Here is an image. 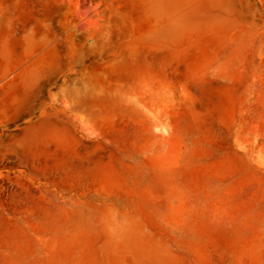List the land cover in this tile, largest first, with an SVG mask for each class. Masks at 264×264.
I'll list each match as a JSON object with an SVG mask.
<instances>
[{
    "label": "rangeland",
    "instance_id": "374dc122",
    "mask_svg": "<svg viewBox=\"0 0 264 264\" xmlns=\"http://www.w3.org/2000/svg\"><path fill=\"white\" fill-rule=\"evenodd\" d=\"M0 264H264V0H0Z\"/></svg>",
    "mask_w": 264,
    "mask_h": 264
},
{
    "label": "crops",
    "instance_id": "0c3cea01",
    "mask_svg": "<svg viewBox=\"0 0 264 264\" xmlns=\"http://www.w3.org/2000/svg\"><path fill=\"white\" fill-rule=\"evenodd\" d=\"M30 96H31V93L25 94V97H30Z\"/></svg>",
    "mask_w": 264,
    "mask_h": 264
},
{
    "label": "bare ground",
    "instance_id": "6f19581e",
    "mask_svg": "<svg viewBox=\"0 0 264 264\" xmlns=\"http://www.w3.org/2000/svg\"><path fill=\"white\" fill-rule=\"evenodd\" d=\"M54 114V113H53Z\"/></svg>",
    "mask_w": 264,
    "mask_h": 264
}]
</instances>
